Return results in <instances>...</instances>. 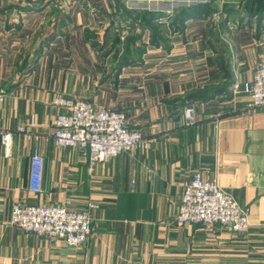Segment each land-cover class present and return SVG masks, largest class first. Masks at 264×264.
I'll return each instance as SVG.
<instances>
[{"label": "crops", "instance_id": "crops-1", "mask_svg": "<svg viewBox=\"0 0 264 264\" xmlns=\"http://www.w3.org/2000/svg\"><path fill=\"white\" fill-rule=\"evenodd\" d=\"M74 1L0 0V127L12 132L8 155L0 134V264H264V109L244 111L250 96L232 92L264 58V0L171 11V0H152L163 9L124 15L137 32L128 37L119 4ZM155 29L172 36L153 38ZM14 57L24 62L15 68ZM60 94L125 111L151 147L93 162L84 148L58 146ZM31 118L29 138L19 127ZM197 173L249 209L246 232L178 224L183 184ZM18 202L89 212L92 234L69 246L25 232L8 223Z\"/></svg>", "mask_w": 264, "mask_h": 264}, {"label": "built area", "instance_id": "built-area-1", "mask_svg": "<svg viewBox=\"0 0 264 264\" xmlns=\"http://www.w3.org/2000/svg\"><path fill=\"white\" fill-rule=\"evenodd\" d=\"M128 7L134 9H163L152 0H129ZM208 0H171L168 10L206 3ZM167 10V11H168ZM244 91L250 96L242 108L253 112L264 109V58L257 64L250 80L232 85V92ZM53 103L61 111L54 120L52 134L60 147H81L88 151L93 162H103L123 152L136 148L149 149L151 140L139 128L130 126L126 112L116 107H97L83 98L57 95ZM182 117L187 125L196 121V106L188 104ZM34 118L19 127L27 137L37 136ZM5 153H10L12 132L0 127ZM32 182L35 190H41L43 158L36 150L33 156ZM177 222L180 225L195 224L205 227H227L234 232L249 229V209L241 206L216 180L205 179L197 173L183 184ZM8 223L25 232L60 238L69 246L85 243L92 234V217L89 212L70 209L66 204H29L18 202L13 205ZM125 264H141L126 261Z\"/></svg>", "mask_w": 264, "mask_h": 264}, {"label": "rangeland", "instance_id": "rangeland-1", "mask_svg": "<svg viewBox=\"0 0 264 264\" xmlns=\"http://www.w3.org/2000/svg\"><path fill=\"white\" fill-rule=\"evenodd\" d=\"M43 2H48L50 1V4H52L53 6H59V5H63V4H69V3H74L75 1L74 0H41ZM93 1H99V2H107L108 0H93ZM143 2H146V0H142ZM83 2V1H81ZM113 2L119 4L121 6V8L124 10V12H121L123 13L122 15H120L119 17V21H120V34L123 36V37H128L130 34L132 35H136V31H133V28L130 27V24H128V20H126V17H124V15H128V12L129 13H132L133 15H135L133 13V11L135 10H146V9H134V8H130L128 7L129 5V0H113ZM137 19L141 20V19H146L145 16H143L142 14L141 15H138L137 16ZM124 21V23L126 24H122ZM138 29H139V26H137ZM135 32V33H134ZM153 35L154 37L153 38H159V37H162L161 39H166V38H170L172 36V32L170 31V29L167 31H162V30H159V29H155L153 31ZM9 63L12 64L13 66H15V68L17 67V65H21L24 61L22 60V58H19V57H14V58H11V59H8ZM57 62L60 63V61H56V66L55 67H58L59 65H57ZM1 65V64H0Z\"/></svg>", "mask_w": 264, "mask_h": 264}]
</instances>
